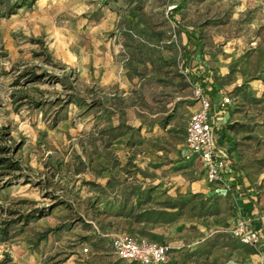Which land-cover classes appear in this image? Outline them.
<instances>
[{
    "label": "rangeland",
    "instance_id": "obj_1",
    "mask_svg": "<svg viewBox=\"0 0 264 264\" xmlns=\"http://www.w3.org/2000/svg\"><path fill=\"white\" fill-rule=\"evenodd\" d=\"M14 1L0 0V129L22 176L0 180V264H133L112 249L121 232L168 243L166 264H264V229L253 245L233 234L264 198V0L176 15L179 0ZM185 28L202 43L188 68L232 99L223 142L241 146L252 199L184 159L199 107Z\"/></svg>",
    "mask_w": 264,
    "mask_h": 264
},
{
    "label": "built area",
    "instance_id": "obj_2",
    "mask_svg": "<svg viewBox=\"0 0 264 264\" xmlns=\"http://www.w3.org/2000/svg\"><path fill=\"white\" fill-rule=\"evenodd\" d=\"M191 84L199 107L190 113L186 123L184 159L197 158L202 163L209 181L223 183L228 187L224 179L228 168L227 150L219 142L220 136L216 131L217 125L213 120V113L210 111V101L197 80ZM231 103L232 99L229 95L223 96L219 101L221 108ZM263 229L264 212H261L257 218L248 215L238 216L233 234L240 242L253 245L257 243ZM111 245L119 259L136 264H164L171 253V247L166 242L133 236L126 232L113 235ZM83 251L87 252L88 248L84 247Z\"/></svg>",
    "mask_w": 264,
    "mask_h": 264
},
{
    "label": "trees",
    "instance_id": "obj_3",
    "mask_svg": "<svg viewBox=\"0 0 264 264\" xmlns=\"http://www.w3.org/2000/svg\"><path fill=\"white\" fill-rule=\"evenodd\" d=\"M37 0H15L14 3H12L9 6V9L11 13L15 12L16 9L18 8H22V7H27L30 8L32 7ZM192 0H179L178 3L173 7L172 9V14L176 15L178 13H180L182 11V9L186 6V4ZM185 35H186V43L184 45L185 48V53H184V57H183V66L185 69H187V77L189 79V81L192 83L193 81L197 80L198 83L201 85V87L204 90V93L206 95V97L209 99L210 101V111L213 110L214 105H216V107L218 108L217 110H223V108L220 107L219 105V101L221 99V96L219 95V97L217 98V94H218V90L216 89V85L213 81H211L210 78L208 77H204L203 79H197L194 75H193V68H188V65L191 62V58L192 56H194L196 53H200V51H202V43L200 41V37L192 30L190 29H181ZM193 42V44H192ZM23 76H28V78L31 81H37L41 78V74H36L33 73L32 71H25L23 73H21L19 77H23ZM211 83V87H206L207 84ZM218 99V103L216 104ZM186 127V126H185ZM231 124H227L225 127H220V129H217V131H222V136L221 138H223L225 136V130L230 128ZM9 135V132L6 131L5 127L0 129V180H3V176H8L6 182H9V180L11 179H16L22 176V166L20 161L15 158V152L17 150V148L19 147H15L13 145H7L5 143H2L5 141L6 136ZM185 139V136H184ZM16 148V149H15ZM234 167L230 164L227 168V176H231L232 174V169ZM238 183H236L238 186H241L243 191H239V194H243V195H247L248 198L252 199V196L250 195V193L247 191L249 188L247 186H245V181H244V177L242 176V170L240 168H238ZM226 175L224 176L225 179ZM231 181V185H233V179H227V181ZM236 182V180H235ZM253 203V202H251ZM250 211V210H249ZM41 216V215H39ZM1 232L2 234H7V227H3L1 228ZM128 234H131L133 236H141V237H146L137 233H132V232H126ZM148 238V237H146ZM150 239V238H148ZM153 240V239H150ZM158 241V240H156ZM162 242V241H161ZM110 243H111V238H110ZM112 246V245H111ZM113 249V248H112ZM124 261V260H123ZM168 262V261H167ZM166 262V263H167ZM3 263V262H2ZM133 264H136L134 262H130ZM164 263V264H166Z\"/></svg>",
    "mask_w": 264,
    "mask_h": 264
},
{
    "label": "crops",
    "instance_id": "obj_4",
    "mask_svg": "<svg viewBox=\"0 0 264 264\" xmlns=\"http://www.w3.org/2000/svg\"><path fill=\"white\" fill-rule=\"evenodd\" d=\"M226 108V107H225ZM223 108V109H225ZM218 108L216 107V105H214V108L213 110L211 111L213 113V120L215 122V124L217 125V129H220V127H225L227 124H233L234 122H236L237 120L232 118V116L226 111H223V110H217ZM227 109V108H226ZM216 129V131H217ZM228 132V130L226 129L225 130V133ZM217 133L219 134L220 136V139H219V142L224 145V144H227V154L229 156H227V164L228 166L231 164L234 168L232 169V175L231 176H227L226 174V177H225V182H227V179H233V181L236 180V183H238V166L236 165L235 162L236 161V157L238 156L239 157V150H240V147L241 146H238L236 145L234 142L235 140H231L230 139V142L228 143L227 141L226 142H223V140H226L227 139V135L225 134V136L223 138H221L222 136V131H217ZM225 146V145H224ZM245 186H246V183H245ZM237 191H243L242 187L241 186H238V190ZM249 192V189L247 190ZM246 206V205H249V208H246L245 212L251 210V213L254 214L253 216L255 218L259 217V215L261 214V212H264V198L262 200H259V202H255V203H251L250 201H248V203H245L243 204V206Z\"/></svg>",
    "mask_w": 264,
    "mask_h": 264
}]
</instances>
